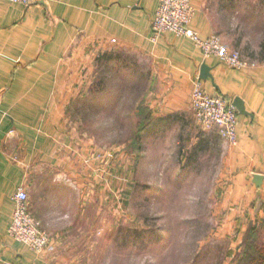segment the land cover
I'll return each mask as SVG.
<instances>
[{
  "label": "crops",
  "instance_id": "obj_1",
  "mask_svg": "<svg viewBox=\"0 0 264 264\" xmlns=\"http://www.w3.org/2000/svg\"><path fill=\"white\" fill-rule=\"evenodd\" d=\"M218 2L192 0L191 26L202 38L217 32ZM157 8L158 0H37L30 6L0 0V264H76L61 241L73 238L68 232L86 216L91 221V149L76 136L67 111L91 91L104 54L143 56L141 81L152 88L146 99L150 127L185 121L199 140L191 92L207 66L206 92L226 95L241 108L238 142L227 147L235 190L249 202L264 191V63L231 68L173 32L154 42ZM210 135L219 137L217 131ZM21 185L34 193V215L57 240L43 253L9 234L12 197Z\"/></svg>",
  "mask_w": 264,
  "mask_h": 264
},
{
  "label": "rangeland",
  "instance_id": "obj_2",
  "mask_svg": "<svg viewBox=\"0 0 264 264\" xmlns=\"http://www.w3.org/2000/svg\"><path fill=\"white\" fill-rule=\"evenodd\" d=\"M221 1L214 8L216 33L248 68L264 63V0ZM121 51L97 65L91 92L67 111L76 136L91 149V221L86 216L61 243L68 242L76 264H243V256L263 255L264 191L249 202L235 190L227 150L234 145L208 136L195 120L201 140L185 121L162 128L150 127L152 118L145 123L152 88L139 67L146 59ZM103 74L105 86L92 91ZM120 88L122 101L113 106ZM39 178L30 176L35 183ZM28 195L34 215V193Z\"/></svg>",
  "mask_w": 264,
  "mask_h": 264
},
{
  "label": "built area",
  "instance_id": "obj_3",
  "mask_svg": "<svg viewBox=\"0 0 264 264\" xmlns=\"http://www.w3.org/2000/svg\"><path fill=\"white\" fill-rule=\"evenodd\" d=\"M14 1L30 6L37 0ZM195 12L192 0H158V8L152 19L151 39L156 42L165 33L173 32L192 40L206 57L216 56L231 68H248L250 63L245 57L225 44L220 35L212 33L207 38L200 36L191 26ZM193 82L190 105L196 125L205 131H217L228 145L237 144L239 113L234 101L221 93H207L200 77ZM28 198L26 186L21 185L12 197L14 210L9 234L33 252L43 253L52 247L53 238L42 226L41 220L31 213Z\"/></svg>",
  "mask_w": 264,
  "mask_h": 264
},
{
  "label": "trees",
  "instance_id": "obj_4",
  "mask_svg": "<svg viewBox=\"0 0 264 264\" xmlns=\"http://www.w3.org/2000/svg\"><path fill=\"white\" fill-rule=\"evenodd\" d=\"M102 59H101V62H99L98 64H106V63H108V62H111L115 57H114V55L113 54H107V55H102V57H101ZM117 60V59H116ZM114 61V60H113ZM97 64V65H98ZM97 69V68H96ZM100 73H101V71L99 70L98 71V75H100ZM95 74H97L96 73V71H95ZM142 78V77H141ZM104 79H106V75L105 74H103V75H101V76H99L98 78H96L95 79V81H98V80H101V81H99L97 84H96V86H95V88L92 90V91H95V90H97L98 88H100V87H103V86H105V84H104ZM95 83V82H94ZM137 85H139V83L137 84ZM91 89H92V87H91ZM99 91H101V92H103L104 91V89H99ZM91 92V91H90ZM114 92H115V94H116V100H117V102H116V104L115 105H113V106H117V104H119V102L120 101H122V90H121V88H120V90L118 91V89L117 90H114ZM121 92V93H120ZM141 103V102H140ZM139 103V104H140ZM138 104V105H139ZM112 107V106H111ZM143 112H145V114H144V116H145V120H144V122L146 123L148 120L150 121L151 120V111L148 109V105L146 106H144L143 107ZM144 122H142L141 124H140V128H138L137 129V135H136V137H137V139L136 140H140L141 139V136H139L140 135V130L143 128V125L145 124ZM144 123V124H143ZM138 130H139V132H138ZM263 249H264V246H263ZM243 264H264V254L263 255H260V256H254V255H248L247 257L246 256H243Z\"/></svg>",
  "mask_w": 264,
  "mask_h": 264
},
{
  "label": "water",
  "instance_id": "obj_5",
  "mask_svg": "<svg viewBox=\"0 0 264 264\" xmlns=\"http://www.w3.org/2000/svg\"><path fill=\"white\" fill-rule=\"evenodd\" d=\"M207 66H205L204 68H203V73H204V75H206L207 74ZM204 75L202 74V75H200V78L203 80V78H204ZM234 103H235V105H236V107H237V110H238V113L240 112V110H241V108H240V106H239V103L236 101V100H234Z\"/></svg>",
  "mask_w": 264,
  "mask_h": 264
}]
</instances>
